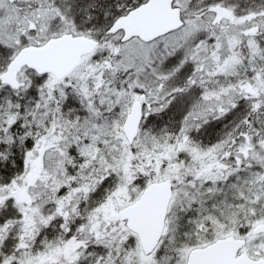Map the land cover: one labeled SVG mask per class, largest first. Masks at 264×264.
<instances>
[{"label":"snow or ice","instance_id":"obj_1","mask_svg":"<svg viewBox=\"0 0 264 264\" xmlns=\"http://www.w3.org/2000/svg\"><path fill=\"white\" fill-rule=\"evenodd\" d=\"M0 264H264V0H0Z\"/></svg>","mask_w":264,"mask_h":264}]
</instances>
